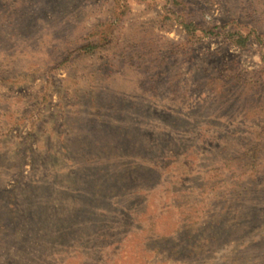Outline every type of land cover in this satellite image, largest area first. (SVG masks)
<instances>
[{
	"label": "rangeland",
	"instance_id": "374dc122",
	"mask_svg": "<svg viewBox=\"0 0 264 264\" xmlns=\"http://www.w3.org/2000/svg\"><path fill=\"white\" fill-rule=\"evenodd\" d=\"M0 264H264V0H0Z\"/></svg>",
	"mask_w": 264,
	"mask_h": 264
},
{
	"label": "trees",
	"instance_id": "16d2710c",
	"mask_svg": "<svg viewBox=\"0 0 264 264\" xmlns=\"http://www.w3.org/2000/svg\"><path fill=\"white\" fill-rule=\"evenodd\" d=\"M257 38H261L260 36H257ZM260 41H261V39H259ZM246 42V41H245ZM245 46H246V43H245ZM179 206V205H178ZM179 207H181V206H179Z\"/></svg>",
	"mask_w": 264,
	"mask_h": 264
}]
</instances>
